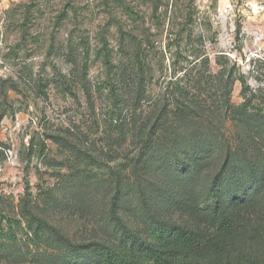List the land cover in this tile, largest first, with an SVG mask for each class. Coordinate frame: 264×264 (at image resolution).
Wrapping results in <instances>:
<instances>
[{"label": "rangeland", "instance_id": "1", "mask_svg": "<svg viewBox=\"0 0 264 264\" xmlns=\"http://www.w3.org/2000/svg\"><path fill=\"white\" fill-rule=\"evenodd\" d=\"M175 227L264 257V0H0V264Z\"/></svg>", "mask_w": 264, "mask_h": 264}, {"label": "trees", "instance_id": "2", "mask_svg": "<svg viewBox=\"0 0 264 264\" xmlns=\"http://www.w3.org/2000/svg\"><path fill=\"white\" fill-rule=\"evenodd\" d=\"M218 191L213 186L209 194L216 214L221 208ZM169 237L167 241L162 233H158L155 242L142 241L136 249L105 245L101 249L100 264H264V257L256 250L246 253L236 248L223 251L219 247L215 248L217 254L213 258L202 261L200 257L205 244L189 230L175 227Z\"/></svg>", "mask_w": 264, "mask_h": 264}]
</instances>
